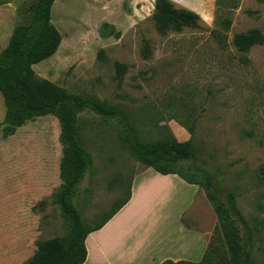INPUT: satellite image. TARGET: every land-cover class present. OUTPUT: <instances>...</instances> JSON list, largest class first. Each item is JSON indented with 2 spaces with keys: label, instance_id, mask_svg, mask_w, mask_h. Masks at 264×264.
I'll use <instances>...</instances> for the list:
<instances>
[{
  "label": "rangeland",
  "instance_id": "1",
  "mask_svg": "<svg viewBox=\"0 0 264 264\" xmlns=\"http://www.w3.org/2000/svg\"><path fill=\"white\" fill-rule=\"evenodd\" d=\"M170 1L195 12L202 29L160 36L151 19L155 0L55 1L50 24L61 41L53 56L32 67L34 78L127 113L142 144L189 142L235 196L252 233L250 264H264V45L239 53L232 44L239 33L264 35V0ZM35 3L0 0V19L12 27L25 24ZM143 41L151 50L147 60ZM116 64L127 67L120 86ZM3 116L1 99L0 122ZM78 133L92 166L76 204L86 227H94L137 176L147 180L155 173L124 148L116 123L84 112ZM61 157L54 117L0 127V264H27L37 242L67 238L68 221L54 198L62 185ZM189 197L176 181L147 183L144 221L138 207L125 218L134 215L132 228L144 229V250H167L165 236L151 231L173 233ZM180 218L186 228L207 229L209 243L217 221L203 190Z\"/></svg>",
  "mask_w": 264,
  "mask_h": 264
},
{
  "label": "trees",
  "instance_id": "2",
  "mask_svg": "<svg viewBox=\"0 0 264 264\" xmlns=\"http://www.w3.org/2000/svg\"><path fill=\"white\" fill-rule=\"evenodd\" d=\"M55 1L36 0L29 20L14 27L8 45L0 53V96L4 104L0 127L19 128L27 121L51 116L58 121L60 128L62 157L59 178L62 185L54 198L68 221L67 238L37 242L27 264H83L87 254L84 246L87 235L102 228L130 200L129 189L125 198L116 203L98 224L86 227L76 204L81 184L92 166L91 156L78 133L84 112L101 121L116 123L121 129L122 145L135 160L159 175H175L187 185L198 187L211 204L217 225L202 259L198 263L166 260L161 264H250L252 233L237 210L235 196L203 165L189 142L142 144L127 113L70 95L46 80H35L32 67L53 56L61 41L50 24ZM151 19L160 36L180 33L184 29H202L195 12L177 8L170 0H155ZM232 44L237 52L247 53L253 46L264 45V35L258 30L239 33L233 36ZM150 55L149 43L143 41L141 57L147 60ZM126 69V66L116 64L118 86Z\"/></svg>",
  "mask_w": 264,
  "mask_h": 264
},
{
  "label": "crops",
  "instance_id": "3",
  "mask_svg": "<svg viewBox=\"0 0 264 264\" xmlns=\"http://www.w3.org/2000/svg\"><path fill=\"white\" fill-rule=\"evenodd\" d=\"M13 29L14 27L0 19V53L8 45ZM153 172L155 176L152 179L144 180V176H137L130 189V200L127 204L108 220L102 228L87 235L84 241L87 254L83 264H161L166 260L198 263L202 259L208 245L210 232L207 229L186 228L180 220L181 212L193 201V197H195L199 188L187 185L175 175L162 176L155 171ZM153 181L165 185L176 181L189 190L190 197L178 210L174 220V232L170 233L165 229L151 231L158 232V236H165L161 244L167 246L166 251L160 248L144 250V229L137 233L132 228V223L137 218L133 215L132 220L125 221L128 215L134 213L133 209L136 207L140 212V219L144 221V188L147 183ZM139 199L142 201L140 206L137 205ZM157 242V244L160 243V241ZM156 243L154 241L152 247H156Z\"/></svg>",
  "mask_w": 264,
  "mask_h": 264
}]
</instances>
